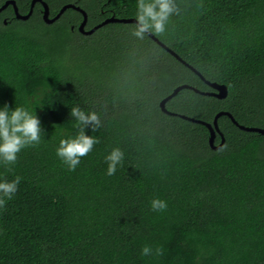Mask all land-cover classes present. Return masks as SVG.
<instances>
[{
	"label": "trees",
	"instance_id": "1",
	"mask_svg": "<svg viewBox=\"0 0 264 264\" xmlns=\"http://www.w3.org/2000/svg\"><path fill=\"white\" fill-rule=\"evenodd\" d=\"M5 0H0V6ZM53 17L65 4L87 14L85 29L111 16L134 18L137 0H43ZM20 14L31 0H15ZM161 43L135 23L113 21L83 34L79 10L52 23L36 2L27 19L8 5L0 12V107L39 117L41 141L23 148L0 181L20 176L0 208V264H264V135L227 115L217 123L225 141L209 145L219 111L244 126L264 128V0H176ZM3 20H6L4 23ZM181 88L166 103L159 102ZM95 111L99 139L75 170L56 155L61 138L78 129L72 106ZM220 142L216 135L214 144ZM119 147L123 165L106 174L105 156ZM167 202L162 212L150 201ZM148 244L162 256H142Z\"/></svg>",
	"mask_w": 264,
	"mask_h": 264
},
{
	"label": "clouds",
	"instance_id": "2",
	"mask_svg": "<svg viewBox=\"0 0 264 264\" xmlns=\"http://www.w3.org/2000/svg\"><path fill=\"white\" fill-rule=\"evenodd\" d=\"M180 14L181 9L176 0H137L132 34L140 39L148 32L163 34L170 18ZM69 117L74 119L78 131L73 137L60 139L56 155L69 170H75L81 157L99 143L97 137L86 134V129L90 127L96 131L101 127V120L95 111H86L79 105L71 107ZM42 133L41 122L35 111L20 106L10 109L6 104L0 107V163L6 166L15 164L17 154L25 147L39 144ZM123 160V151L119 147L112 148L105 156L106 174L114 175L117 167L123 165ZM20 180L21 177L16 176L11 181H0V208H4L6 202L14 197ZM150 205L151 210L156 212L165 211L168 207L167 202L158 197L153 198ZM163 254V248L159 246L153 249L151 245L145 244L141 248L142 256L159 257Z\"/></svg>",
	"mask_w": 264,
	"mask_h": 264
},
{
	"label": "water",
	"instance_id": "3",
	"mask_svg": "<svg viewBox=\"0 0 264 264\" xmlns=\"http://www.w3.org/2000/svg\"><path fill=\"white\" fill-rule=\"evenodd\" d=\"M36 2H40L42 7H43L42 8V18H43L45 23H52L53 21H55L65 11V9H67V8H74L76 10H79L82 13V15H83V19H82L81 23L78 26V30L81 33H83V34H91L97 27H100V26H102V25H104L105 23H108V22H113V21L132 22V23L136 22L134 18H115V17L111 16L109 18H106L104 21H102L101 23L97 24L96 26H94V27H92L90 29H85V25H86V22H87V14L82 8H80L79 6H76L74 4L68 3V4L63 5L53 17H50V15H49V7H48L47 3L45 1H43V0H31L29 11L26 14H20L19 13L15 0H5L4 3L0 6V12L3 9H5L8 5H11L12 8H13L15 17L18 18V19H23L24 20V19H27L30 16V14L32 13L33 7H34ZM3 22L5 23L6 20H3ZM147 34L151 38H153L155 41H157V43L159 45H161L163 48L168 50L177 59H179L182 63H184L185 65L190 67L196 74H198L200 76V78L202 80H204L210 87H212L214 89V91H200V90H198L196 88H192L191 86L184 85V84L180 85V86H177L176 88L173 89V91L169 95L164 97L159 102V106H160V108H161V110L163 112H165L167 114H175L173 112L168 111L165 108V103L174 94H176L181 88H184V87H189V88H192L196 92H199V93H202V94H207V95H212V96H215V97L220 98V99L224 98L227 95V87L224 84H218L216 82H210V81L206 80L197 70H195L193 67H191L189 64H187L176 53H174L171 49H169L167 46H165L163 43H161L151 32H148ZM222 114L227 115L232 120V122L235 125H237L240 129H243V130H246V131H255V132H258V133H261V134L264 135V128L255 127V126H244V125H241L234 119V117L231 115V113H229L227 111H219V112H217L215 114V116H214V118H213L211 123L210 122H205V121H202V120H198V119H194L192 117H188V116H185V115H180V116L182 118L188 119L190 121L198 122V123H201V124L205 125L207 127L208 131H209V139H208L209 145H210L211 148L217 149V148H220L222 146V144L224 143V141H225V138H224L222 132L220 131V129L218 127V123H217V118L220 115H222ZM216 135L220 136V142L218 144H214Z\"/></svg>",
	"mask_w": 264,
	"mask_h": 264
}]
</instances>
